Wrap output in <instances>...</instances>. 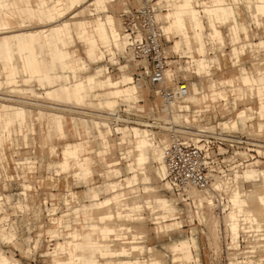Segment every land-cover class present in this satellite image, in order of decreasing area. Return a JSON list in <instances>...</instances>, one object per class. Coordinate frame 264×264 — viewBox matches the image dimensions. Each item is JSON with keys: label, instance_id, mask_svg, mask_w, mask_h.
<instances>
[{"label": "rangeland", "instance_id": "rangeland-1", "mask_svg": "<svg viewBox=\"0 0 264 264\" xmlns=\"http://www.w3.org/2000/svg\"><path fill=\"white\" fill-rule=\"evenodd\" d=\"M140 3V0H116L113 3L112 9H109L108 12L115 17L114 22H118V29H121V12L131 9ZM54 4H61L66 8L65 13L59 19H67L73 29L74 41L66 44L64 48L70 51L76 50L78 57H82L88 63V67L80 72L81 76L92 72L96 65L101 64L107 66L109 73L105 74V76L117 77L122 74H130L132 76L130 72L131 63L128 59H125L126 55H128L127 48L125 55H121L116 51L113 57L103 53V56L97 60L94 59L95 61H90L87 58L83 43L76 38L74 26V22L78 19L91 18L94 21V15L90 16L87 14L86 4L78 7L75 0H45L46 7ZM30 6L37 13L38 6L34 0L30 1ZM75 10L76 13L73 16ZM235 10H237V5H235ZM239 10H241V7ZM162 11H164V7ZM241 14L245 17L244 20L249 23L250 47L246 45L245 53L240 57L239 66L250 71V75L253 76L258 75V69L262 70L261 74L264 76V46L258 47L254 44L259 39H264V29L262 28L264 27V18L258 22L259 25H256L252 10L250 12H241ZM11 22L14 23L13 20ZM54 22L53 20L50 23ZM41 26L40 23H33L30 28L35 30L40 29ZM228 26L226 24L222 27L226 38L229 37ZM2 34L4 33L0 32V35ZM165 39L167 40L166 37ZM174 39H179V37ZM246 42L243 34L240 33L237 45L245 44ZM172 43L173 41L168 40L165 42V49L168 54L174 53L186 56L185 53H180L185 49L183 43H181L179 52L170 49ZM99 46L102 50L103 45L99 44ZM229 49L230 43L227 40L225 41V46L220 49L216 47L214 51L227 63L229 61ZM230 56L232 55L230 54ZM247 57H249V63L244 61ZM25 60V58L18 57L15 53L13 64L18 68L16 77L18 81L16 83L7 82L10 64L8 62L4 63L6 66L3 68V63L0 62V80L2 81L0 85V113L12 112L13 108L17 106L24 108L26 111L25 120L22 122L17 120L11 122L8 125L9 131L5 129L0 121V235L1 233H3L2 237L6 233L5 236L8 235L7 238L5 237L6 239H0V252L3 251L2 253L13 259L8 264H72L74 262L72 256L68 255L70 249L64 244L76 241L83 232L88 231L92 237V239H89L90 248L100 249L93 256L94 260L100 263L106 259L119 260L127 258L106 255V252L102 249L106 248L108 243H110L111 248L115 249L120 246L128 248L132 244L140 245L138 249H130L131 256L138 257V262L140 263H150L151 255L144 247L148 245L152 247L153 253L163 261V264H184L182 258L173 263L170 245L174 241H180L182 238H189L188 245H185L190 246V258L186 260L187 264H196L198 259L201 264H225V254L228 256V261H230V258L232 259L230 263L244 264L247 263V260H250L264 264V257L251 258L250 254L241 255L244 250L250 249L251 245H255L259 249L264 247V229H256L253 232L257 233L255 237H252L250 233H243L241 229L248 224L237 221L234 224L240 228L239 239L242 241L232 244L231 233L228 230L231 225L224 221L223 217L230 208L224 213L220 211L221 203L225 200H219L216 197L213 201L215 204L211 207V210L208 209L210 211L209 214H204L208 213L206 207H203L202 211L196 208L198 215L200 214L199 217H201L200 221L195 216L194 203L190 202L188 204L186 202L188 199H180L178 194L171 192L170 187L164 184L165 181H160L156 177L154 169L159 165L157 162L147 164L146 172L150 179L143 180L139 176L133 190H131L132 188L127 189L124 187L129 205L140 206L121 210L123 214L126 212L130 213L129 217H118L115 211L116 208L112 206L113 204L110 205L111 207L108 206L111 211V216L108 218H103L100 208L93 209L90 217H84L81 213V204L88 202L83 194L86 185L100 184L105 186L107 182L118 180V178L110 179L106 177L104 171L107 168H121L122 175L119 176L120 179L132 175L129 170L127 171L125 165L127 163L133 164L134 160L128 158L126 161L124 155L121 154L125 149L122 145L117 144L121 133H118L115 127L137 126L144 128L140 122H143L145 116L148 115L150 106H157L159 101L146 86L147 92L144 94L143 100H140V103H143L144 106L143 111H135L138 110L139 105L134 100H121L115 96L110 97V100L114 102L111 106L99 105L98 102L101 96L87 99L81 105L73 103L56 105L46 99L45 89L38 84L35 77L27 79L28 74L24 70ZM178 66L183 69L184 62L182 61ZM75 68L76 66L73 64L72 69ZM234 71L239 73L237 67ZM211 74L208 77L191 78L190 81L201 82L206 85V89L210 90L213 89L209 84L210 78H217L220 73L213 71ZM141 83L144 84L145 82L141 80ZM253 87L254 85H250V90ZM219 90L224 97H227V99L231 98L227 93V87L216 89V91ZM97 92L100 93L102 90ZM37 95L40 96L37 97ZM249 104L255 110L250 117L249 133L252 134L259 131L258 124H262L261 131L264 132V117L261 118L257 114L259 109L258 97H249ZM109 111H116L115 113L117 114L115 116L119 114V117L122 118V122L118 123L119 125H114V131L108 121L107 115ZM40 112L44 113V117H38ZM52 112L62 116L65 135L56 132L53 124L46 116V114L48 115ZM73 119L77 123L79 134H75L73 130ZM81 119L90 121L89 132H85ZM133 120H136V122ZM94 121L106 122L107 126H100L103 132L110 129L108 139L112 145L109 152L103 157L98 156L95 151L91 153L94 162L91 173L85 179L73 173L74 169L76 170L74 168L76 166L61 170L58 162L62 158L61 149L65 142L84 141L87 139L91 148L96 149L100 146L101 137L98 135V128ZM128 127L124 128L126 132ZM133 148L134 145L128 144L126 150L129 151ZM257 158L260 160L257 161L259 165L255 168L264 169V158L261 156ZM114 160H118L117 165H112L111 167L103 165L104 162L109 163ZM77 167H80V165ZM256 177L260 178V175ZM121 183L123 187V180ZM254 183L256 182L245 181L243 186L248 191L254 188ZM106 194H108L107 191L100 196ZM149 194H157L167 199L172 198V201L166 205L156 196L147 199ZM192 201L195 202L197 207L196 199L192 198ZM260 201H262L261 196ZM234 204L235 202L232 200V205L235 206ZM201 212L205 215L204 218ZM239 214L245 213L239 212ZM206 215L209 216L207 217ZM179 220L182 221V225L176 227L174 223ZM158 222L163 225L161 224L162 226L157 229L155 226L159 225ZM168 222L171 223L170 228H167L166 223ZM212 223L214 224L212 225ZM209 224L214 229L213 233L209 229ZM126 225H128L129 229L125 228ZM103 226L114 229L108 232L105 238H103V232H105ZM72 232L76 236H73ZM247 238L255 240L253 242L245 241ZM223 240L225 245L229 247L226 252H224ZM122 241L128 242L122 243ZM231 249H237L238 251L230 253L233 251ZM259 249L257 248V250ZM236 253H239V255Z\"/></svg>", "mask_w": 264, "mask_h": 264}, {"label": "crops", "instance_id": "crops-1", "mask_svg": "<svg viewBox=\"0 0 264 264\" xmlns=\"http://www.w3.org/2000/svg\"><path fill=\"white\" fill-rule=\"evenodd\" d=\"M30 1L31 0H12L11 8L24 15H35L34 23H40L42 25L40 29H31V23L18 26L3 24L0 28V32L4 33L0 35V62L3 63V68L6 66L4 63L8 62L10 64V69L7 73V82L16 83L18 81L16 79L18 68L13 64V58L16 53L18 57L26 59L24 70L28 74L27 79L35 77L38 84L45 89L44 93L46 99L53 103H73L81 105L84 104L87 99L101 96L98 104L111 106L114 102L110 100V97L115 96L121 100H134L135 103L139 105L138 110H144L143 103H140V100H143L144 94L147 92L146 83H140L139 87H137L133 82V76L130 74H122L117 77H111L110 75L105 76V74L109 73L105 64L96 65L92 72L81 76L80 72L88 67V63L82 57H78L76 50L70 51L64 48L66 44L74 41V36L72 34L73 29L70 22L67 19H59V17L65 13L66 8L61 4H54L53 6L46 7L45 0H34L38 6L37 13H35L30 6ZM75 1L78 7L86 4L87 14L90 16L94 15V21L91 18H86L78 19L74 22L76 38L83 43L87 58L90 61H95L94 59L97 60L101 58L103 53L113 57L116 51L121 55H125L126 37L121 33V29H118L116 26L114 22L115 17L108 12L109 9H112L113 3L116 0ZM161 1L165 2L163 5H160L161 8L164 7V11L157 13L161 30L168 41H173L170 45L172 51L179 52L181 43H183L185 49L180 53H185L186 57L189 58L184 62V69L189 73L193 72L202 77L212 75L211 73L213 71L220 73L217 78H210L209 80V84L213 90L223 85L235 86V79H239L241 86L249 85L250 87V85H254L251 90H256L254 95H256L259 100L257 114L259 117L263 118L264 76L261 74L262 70L258 69V75L253 76L249 74L248 70L240 67L239 64L240 57L245 53L246 45L250 47L249 23L244 20L245 17H243V13L241 14V12H250V10H252L255 23L259 25L258 22L264 18V0H200V2L199 0H182L183 3H178V0H159L158 3ZM1 2L0 0V3ZM235 5H237V10H235ZM240 7L241 10H239ZM75 13L76 10L73 16ZM53 20L55 22L50 23ZM226 24L229 25L228 38L225 37L222 30V27ZM262 28L264 29V27ZM240 33L243 34V38L247 42L237 45V43H239ZM175 37H179V39H174ZM227 40L230 43L229 64L225 66L227 63L224 62L214 50L216 47L220 49L225 46V41ZM99 44L103 45L102 50ZM193 44H195L194 47ZM254 44L258 47H263L264 39H259L257 42H254ZM230 54L232 56H230ZM73 64L76 66L75 69H72ZM236 67L239 73L234 71ZM175 71L176 68H170L168 72L169 78H171ZM1 83L2 81L0 80V85ZM189 86L191 91L206 88L205 84L201 82L197 83L194 80L189 82ZM98 90H102V92L99 93L97 92ZM211 94L213 95L212 98H215L214 95L225 98L221 91L212 92ZM239 95L240 94L237 95V98H240ZM39 96L40 95H37V97ZM254 111L252 106H250V108H241L237 111L235 119L230 120L231 124L236 125L237 123H243L245 119L253 115ZM39 116L44 117V113L40 112L38 117ZM46 116L53 124L54 130L65 135L62 116L54 112L48 115L46 114ZM25 118L26 111L20 106L14 107L12 112L6 111L3 114L0 113V121L7 131H9L8 125L11 122L16 120L22 122ZM81 123L84 126L85 132H89L90 121L81 119ZM94 124L97 126L98 135L101 137L100 146L96 149L91 148L88 145L87 139L84 141L65 142L61 149L62 158L58 162L61 170L76 166L74 167L76 170L74 169L73 173L85 179L91 173L92 164L94 162L91 153L95 151L98 156L103 157L109 152L111 149L110 146L112 145L108 139V132H110V129L105 132L102 131L100 126H107L104 121H94ZM223 124L227 125L228 122H224ZM72 126L75 134H79L77 129L78 126L74 119L72 120ZM258 127L262 129V124H258ZM117 132L121 133V136L118 137L119 140L117 144L122 145L125 149L121 154L124 155L126 161L128 158L134 160L133 164L130 165L127 163L125 165L127 171L129 170L132 175L120 179L119 176L122 175L121 168H107L104 171L106 177L110 179L118 178V180L107 182L105 186L100 184L86 185L83 194L88 202L81 204V213L84 217H90L93 209L100 208L103 213V218H108L111 216V211L108 207L111 204L116 208L115 211L118 217H129L130 213L126 212L123 214L121 210L140 206L129 205V200L125 196L124 187L127 189L132 188L131 190H133L139 176L143 180L150 179L146 172L148 163L157 162L159 164L154 169V174L160 181H164L161 150L151 143L148 130L137 126H131L128 128L127 132L125 129H118ZM128 144L134 145V148L127 151ZM117 164L118 160L103 163L105 167H111ZM78 165H80V167H77ZM257 175H260V178L256 177ZM235 176L239 179V182L255 181L254 187L260 186L264 188V172L262 170H248L238 173ZM122 180L124 183L123 187L121 186ZM164 184L168 186L166 181ZM105 191H107L108 194L100 196ZM152 196L160 198L161 202L166 205L172 201V198H163L157 194H149L147 195V199H150ZM260 196L262 197V201H264V195L261 194L259 197ZM192 203H194L195 207V216L201 221L196 209V204L194 201H192ZM233 207L236 206H231L230 209ZM158 224L159 225L155 226L157 229L163 225L161 222H158ZM166 225L168 226L167 228L171 227V223L169 222L166 223ZM174 225L179 227L182 225V221H176ZM103 227L105 229L103 238L106 237L108 232L114 230L108 226ZM125 228L129 229L128 225H126ZM243 228L244 226L241 229L243 230ZM256 233L257 232H251L250 236L255 237ZM72 234L76 236L74 232H72ZM7 237L8 235L6 238ZM6 238L0 235L1 240ZM89 239H92V237L88 231L83 232L81 237L76 241L64 244V246L70 249L68 255L72 256L74 261L72 264H159L161 262V264H163V261L153 253L151 246H144L151 255L150 263H140L138 262V257L131 256V250L138 249L140 245L132 244L128 248L120 246L115 249L111 248L110 243H108L106 248L102 249L106 252V255L127 258L119 260L106 259L101 263L96 262L93 256L96 255L95 252L100 249L90 248ZM188 241L189 238H182L180 241H174L170 245L173 263L182 258L184 264H187L186 260L190 258V246L185 245H188ZM126 242L128 241H122V243ZM196 264H201V261L198 259Z\"/></svg>", "mask_w": 264, "mask_h": 264}, {"label": "built area", "instance_id": "built-area-1", "mask_svg": "<svg viewBox=\"0 0 264 264\" xmlns=\"http://www.w3.org/2000/svg\"><path fill=\"white\" fill-rule=\"evenodd\" d=\"M157 8L154 0H142L120 14L128 52L125 59L131 63L130 72L134 79L143 80L159 101L158 106H150L140 124L165 133L161 153L164 178L174 191L187 186L207 188L214 180L229 175L233 168H239L248 160L264 158L258 152L259 147H264V132L249 133V119L244 130L221 128L219 121L228 116L235 105L228 102L231 110L221 112L218 111L220 98L191 101L187 97V83L198 74L186 75L179 69L168 79L166 69L177 59L186 60V56L166 52L167 40L154 15ZM244 61L249 63V57ZM195 93L198 95L201 90ZM242 104L237 102L236 105ZM115 112L109 111L107 115L113 131L114 125L122 122ZM223 245L224 252L228 251L224 240ZM227 257L225 254V264H230Z\"/></svg>", "mask_w": 264, "mask_h": 264}, {"label": "bare ground", "instance_id": "bare-ground-1", "mask_svg": "<svg viewBox=\"0 0 264 264\" xmlns=\"http://www.w3.org/2000/svg\"><path fill=\"white\" fill-rule=\"evenodd\" d=\"M158 1L159 0L154 1V3H156L158 6L157 10L154 12V15H155V18L159 24L157 13L163 10V8L160 7V5L163 4V1H161L159 3H158ZM219 1H221V0H219ZM177 2L183 3L182 0H178ZM11 5H12V0H2V2L0 3V28L3 24L22 25V24H26V23L33 24L35 22V20H34L35 15H33V16H31L29 14L24 15L22 13L16 12L11 8ZM244 12H247V11H244ZM11 20H13L14 23H12ZM115 24L118 27V22H115ZM120 25H121V23H120ZM159 27H160V24H159ZM160 29H161V27H160ZM121 33L125 36L122 29H121ZM106 49H107V47H106ZM107 53H109V52H107ZM178 56H180V55H178ZM186 58H188V57H186ZM186 60L177 59V61L174 65L172 64L166 69L165 74L167 75L168 79H169V75H168L169 73L168 72H169L170 68H176V71H178L179 69L184 70L183 72L186 75H191L193 73V72L189 73L184 68L181 69L180 66H178L182 61L185 62ZM197 78H202V76L198 75ZM133 82L136 84L137 87H139L141 80L140 79H134V77H133ZM189 82H190V80H188V83H187L188 89H189V93L187 94V97L193 102H200V101L217 99L220 96L216 97L218 95H214L215 98H212L213 95L211 93L216 92V89L227 87V93L231 96V98H230V100H228L227 97H225V98L220 97V99L222 101H221L220 107H218V111L226 112L228 110H231L230 109L231 107L228 106V102H230L233 106L234 105L235 106H234L233 110H231V113L228 116H226L225 118H223L219 121V126L221 128H223V129H234V130H244L245 125H246V121L248 119H249V126H250V116L247 119H245V121L243 123H237L235 126L231 125L230 120H232L233 118L235 119V116L237 114V110H240L241 108H250L249 97H251V98H252V96L256 97V95H254L256 90H250L249 85H247V86L242 85L241 86V84H240L241 82L239 81V79H237V80H235V86L223 85L221 87H217L215 90H213V89L208 90L206 88H203V89L201 88V89H197V90H201V93L197 95L195 93L197 90L191 91L190 86H189ZM238 94H240L239 95L240 98H237ZM203 96H204V98H203ZM237 102H242L243 104L240 106H237L236 105ZM51 103H53V102H51ZM54 104L60 105L58 103H54ZM224 122H228V124L230 126L224 125L223 124ZM127 127L128 126H124V127H118L117 126V127H115V130L118 131V129H124ZM143 127L146 130H148V135H149V139H150L151 143L156 148L160 149L161 153H162V146L165 143V133L160 129L152 130V129L147 128L145 126H143ZM249 130H250V127H249ZM258 130L260 132H263V131H261L262 129H258ZM258 152L264 156V147H262V148L259 147ZM259 160L260 159H258L257 157L252 158L251 160H248L246 163L242 164L239 168H237V169L233 168L229 175H225V176H222L220 178H217L216 180H214L211 183V185L209 187L203 188V189H198V188L193 187V186H187V187H184L183 190H181V191H179V190L174 191L172 189V187L170 186V184L166 181L165 178H164V181L167 182L168 186L170 187V191L178 194L180 199H183V200L188 199V201H186L187 203L192 202V198H195L196 202H197L196 208L200 209L199 211H202L203 210L202 208L206 207L208 213H204V214L210 213V211L208 209L211 210V207L215 204L213 201L216 199V197L219 198V200H221V199L225 200L224 202L221 203V206H220V211L222 213H224L225 211H228L229 208H231V206H233L232 205V200H233L235 202L234 205L239 209H237L236 207H233L232 209H230L228 211V213L224 214L223 217H224V221H226L227 223H230V225H231V228L228 227V230L231 233V236H230L231 243L237 244L240 242V239H239V237H240L239 232L240 231H239V228L234 224L235 222L238 221V222H241V223L246 224V225L248 224L247 226H244L243 233H251V232L255 231L256 229H264V201H260V197H259V195H261V194L264 195L263 188L260 186H255L254 188L247 191L243 187V182H245V181L239 182V179L236 178V176H235L238 173H242V172L248 171V170H255V169L262 170L264 172V169L255 168L257 165H259V163L257 162ZM239 212L240 213L244 212L245 214L240 215ZM201 214H203V213L201 212ZM204 214L202 215L203 218L205 217ZM206 216L208 217L209 215H206ZM212 221H213V219H212ZM213 224L214 223H212V225ZM209 229H210L211 233H213L214 229L212 228L211 224H209ZM2 234L3 233H1V236H2ZM5 235H3V236L6 237ZM213 240H214V238H213ZM254 240L255 239H252V238L246 239V241H249V242H253ZM209 244H210V241H209ZM226 247L229 248L228 245ZM257 248L259 249V247L255 246V245H251L250 249L244 250L241 255H249L250 254L251 258H256L259 256L264 257V247H262V248L260 247L261 249H259V250H257ZM231 250H233V251H231L230 253L238 251L237 249H231ZM2 252H0V264L10 263L12 258H10V256H8ZM231 260L232 259L230 258L229 263L231 262ZM12 261H13V259H12ZM246 262L247 263H244V264H259L260 263L259 261H250V260H247ZM230 264H232V263H230Z\"/></svg>", "mask_w": 264, "mask_h": 264}]
</instances>
